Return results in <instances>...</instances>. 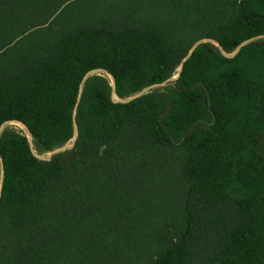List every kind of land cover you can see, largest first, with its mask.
Segmentation results:
<instances>
[{
  "label": "trees",
  "instance_id": "trees-1",
  "mask_svg": "<svg viewBox=\"0 0 264 264\" xmlns=\"http://www.w3.org/2000/svg\"><path fill=\"white\" fill-rule=\"evenodd\" d=\"M15 122L0 264H264V0H0Z\"/></svg>",
  "mask_w": 264,
  "mask_h": 264
},
{
  "label": "water",
  "instance_id": "water-1",
  "mask_svg": "<svg viewBox=\"0 0 264 264\" xmlns=\"http://www.w3.org/2000/svg\"><path fill=\"white\" fill-rule=\"evenodd\" d=\"M207 42H213V41H212V40H209V39H205V40H201V41L197 42V43L192 47L190 53H189V54L186 56V58L182 61V63H181V67H183L184 63L189 59V57L191 56V54L193 53V51H194L199 45H201V44H203V43H207ZM245 45H246V44H242V45L239 47V49H238L236 52L232 53V54L225 53V56H226L227 58H234V57L239 53V51H240ZM218 46H219V45H218ZM219 47H220V46H219ZM220 48H221V47H220ZM221 49H222V48H221ZM180 71H181V70H179V74H178L177 76H175V77L172 78L171 80H169V81H167V82H165V83H163V84H161V85H158L156 88H163V87H167V86L171 85L173 82H175V81L178 79V77H179V75H180ZM97 73H98V72H95V73H93L91 76L96 75ZM109 76H110V75H109ZM110 78H111V80H112V82H113V87H114V89H115L114 79H113L111 76H110ZM149 91H150V90H146L145 92L140 93V94H137V95H135L133 98H131V99H127V100H123V99H119V98L115 97V102H118V103H126V102H129L130 100H133V99L139 98L140 96H142V95L148 93ZM81 97H82V93H80L79 96H78L77 104H76V106H75V111H74V114H75V115H76L77 110H78V108H79L80 101H81ZM15 123H16V124H19L20 126H22V127L24 128L25 132L27 133V136H28L29 140L32 142V141H33V137H32V135L30 134V132L28 131V129H27L25 126H23L21 123H17V122H15ZM5 129H6V126H4V127L0 130V135L3 133V131H4ZM77 138H78V134L75 135V138L73 139L72 142H70L69 144H67V145H65V146H63V147L57 149L56 151H54L52 157H50V158H48V159L41 158V157L38 156L36 153H35V154H36V156H37L39 159H42V160H50V159L56 157L58 154L63 153V152H65V151L69 150V149H72V148L75 146V143H76ZM0 163H1V166H2V165H3V162H2V158H1V157H0ZM3 181H4V174L2 173V174H1V180H0V201H1V198H2V192H3Z\"/></svg>",
  "mask_w": 264,
  "mask_h": 264
},
{
  "label": "rangeland",
  "instance_id": "rangeland-1",
  "mask_svg": "<svg viewBox=\"0 0 264 264\" xmlns=\"http://www.w3.org/2000/svg\"><path fill=\"white\" fill-rule=\"evenodd\" d=\"M6 128L13 129V130H15L17 132H22V131L25 132L24 128L22 126H20L19 124H16V123H10V124H8L6 126ZM34 151H35V153L38 156H40L41 158H45V159H48V158H50L53 155V153H42V152H39L38 149L35 146H34Z\"/></svg>",
  "mask_w": 264,
  "mask_h": 264
},
{
  "label": "bare ground",
  "instance_id": "bare-ground-1",
  "mask_svg": "<svg viewBox=\"0 0 264 264\" xmlns=\"http://www.w3.org/2000/svg\"><path fill=\"white\" fill-rule=\"evenodd\" d=\"M52 157V156H51Z\"/></svg>",
  "mask_w": 264,
  "mask_h": 264
}]
</instances>
